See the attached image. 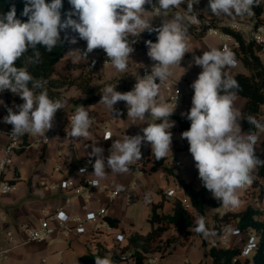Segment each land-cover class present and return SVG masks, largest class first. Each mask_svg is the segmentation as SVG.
Returning <instances> with one entry per match:
<instances>
[{
  "label": "clouds",
  "instance_id": "1",
  "mask_svg": "<svg viewBox=\"0 0 264 264\" xmlns=\"http://www.w3.org/2000/svg\"><path fill=\"white\" fill-rule=\"evenodd\" d=\"M256 2L209 0L208 8L215 17L244 16L252 14ZM68 3L71 10L63 13L64 18L63 0H24L21 16L27 17L26 21L17 18L14 3L9 11L0 14V92L9 90L23 100L22 104L14 105L18 111L8 108L4 117V122L12 125L10 136L13 139L25 134L46 136L53 128L56 112L64 107L62 100L49 97L45 82L34 78L27 66H17V61L26 53H32L27 57V64H38L41 62L40 47L50 53L65 42L76 44L78 37L86 42V49L74 51L83 59L87 60L94 50L102 49L115 69L125 72L136 43L129 37H140L145 31L157 33L156 42H145L147 56L153 61L150 74H137L134 87L127 92L117 91V84L106 85L100 91L99 103L105 105L112 115L115 113V118L120 113L114 105L123 101L127 116L133 121L151 119L160 122L147 123L142 129L143 135H126L122 141L114 140L106 160L104 149L92 146L89 153V157H95L92 175L98 179L91 183L98 186L99 180L106 175V167L115 173H127L130 165L140 161L144 142L151 145L152 155L157 160L172 153L170 129L174 127V121L169 123V120L177 107L178 93L173 105L164 100L161 88L165 82L170 83L171 69L180 66L185 54L190 53L188 26L199 23L198 14L193 11V5L199 0H187L186 11L190 15L177 11L171 18L167 15L169 10L179 9L185 0H157L156 5L153 0H68ZM145 5L158 9L157 15L161 18L158 27H154L145 15L149 11ZM61 32L64 33L63 39ZM92 63L94 65L95 61ZM193 63L202 71L190 85L194 93L191 108L181 114L190 121V128L181 133V138L189 144L203 186L221 202V206L238 208L241 203L238 192L252 185L253 173L264 166V160L255 154L258 136L252 132L243 133L241 113L234 107L236 95L232 90L239 85L227 69L236 66L235 54L227 46L222 49L213 47L200 56L194 55ZM87 109L83 105L76 108L70 120L71 131L66 129L67 136H89L92 121ZM246 119L255 129L264 131V124L255 117ZM111 138L108 134L104 139ZM86 172L87 166L79 170V174ZM64 218L61 214V219ZM196 225L197 234L205 238L214 234L206 227L205 217L201 216ZM95 264L114 262L108 257L96 256Z\"/></svg>",
  "mask_w": 264,
  "mask_h": 264
},
{
  "label": "crops",
  "instance_id": "2",
  "mask_svg": "<svg viewBox=\"0 0 264 264\" xmlns=\"http://www.w3.org/2000/svg\"><path fill=\"white\" fill-rule=\"evenodd\" d=\"M209 2V0H203ZM149 10L145 15L151 20L154 27H158L161 18L155 14L148 5ZM168 18L173 15L171 11L167 13ZM249 17L244 16H221L219 24L231 23ZM260 19L264 22V0H262V13ZM71 35H76L71 33ZM76 44L68 43L62 58L55 65L56 72L61 76L69 74L72 77L78 76V71L72 69L74 65H81L86 62L75 49L81 51L86 49V42L77 37ZM220 42L216 37L207 36L204 38H189V51L186 53L180 66H174L171 71L173 75L169 78L170 84L177 87L183 97L181 104L175 109L174 115L180 116L191 108V100L193 89L190 87L192 82L198 77L202 71L201 67L193 63V56H200L203 52L211 48L219 47ZM193 51V52H192ZM96 57L94 52L88 55V58ZM87 58V59H88ZM261 64H264V53L259 54ZM153 61L147 56L144 49H136L128 60V68L125 72H119L111 64L105 62L101 66L102 77L104 81L115 80L120 77H126L131 80L132 88L136 83L135 76L139 74L143 76L142 71L146 69L150 74ZM191 64V66H189ZM186 69V71H185ZM233 72L246 74V70L239 63L233 69ZM169 83V82H165ZM161 95L166 101L164 87L161 88ZM85 97L76 89L70 88L64 93V107L56 112L53 128L46 133V136L25 134L23 136L27 146L18 152L13 158V165L8 167L4 173L5 181L16 185V191L0 195V248L7 247L4 237L5 231H12L16 241L22 240L20 233L21 227L34 228L46 217L52 215L59 208H64L69 215H80L83 213V207H87L93 211L105 208L107 218L116 222L115 227L110 226V230L104 228L97 235L87 232L82 236L71 237L63 240L58 234H55L48 242L37 244L27 243L16 245L0 260V264H83L81 257L83 256H100L111 258L115 255L118 247H125L128 243V237L131 234L146 235L150 226L147 221L151 204H161L159 214L170 215L173 208V202L177 199L183 200L184 196L181 188L178 186L176 179L190 184L195 190L202 188L203 183L198 175V169L195 167V161L185 148L186 140L181 138L179 131H172V153L163 158V167L171 171L166 173L163 171H150V160H146L151 153V145L144 142L141 146L142 159L130 166H136V171H128L127 173H115L106 167V175L99 180V184L105 191L99 192L97 189H87L90 198L85 200L83 197H72L68 207H65V199L68 197L66 193L60 191H46L43 185H53L65 178H72L78 182L81 176L77 174V169L87 166L86 177L98 179L92 175L94 169L92 164L95 157H89L92 146L96 145L104 149L103 155L105 160L110 155V149L114 140H123L126 135L135 136L143 135L142 129L147 123H154L155 120H135L127 116L126 103L121 101L114 105L119 110L120 115L115 118L116 114L103 104H100L101 95L94 105H83L88 108L91 118V127L87 138H72L67 136V132L71 131L70 117L81 105ZM76 99L77 104L73 105L71 100ZM23 100L20 101V104ZM245 105V99L236 95L234 107L240 112ZM6 103L4 95L0 92V157L3 147L6 143L4 117L7 115L5 111ZM14 111H18L13 108ZM259 122L264 124V109L260 108ZM110 132L112 138L103 140V134ZM244 134H247L243 131ZM256 135L258 141L255 145V152L264 155V131L257 130ZM47 139L44 143L43 139ZM91 160V162H89ZM59 168L58 172H54L55 168ZM140 171V174H139ZM123 186V190H120ZM130 189L132 199L127 201L124 191ZM120 190L121 195L114 199L110 198V192ZM174 190V196L167 197L166 192ZM245 190H240V206L232 208V213H240L247 207L256 209L258 207V196L253 197L251 194H245ZM208 197L213 198L212 193L207 190ZM146 197L148 201L146 202ZM185 200V199H184ZM224 207L205 208L204 217L206 227L212 232L213 218L218 215L223 217ZM196 221L194 226L196 228ZM109 225V224H108ZM195 228L189 229L187 235L182 238L185 246L174 249L167 256L161 258V264H210V259L206 256L209 244L202 246V240L208 243L216 241L214 234L205 238L202 234H197ZM213 233V232H212ZM116 234H123L124 241L119 246L114 242ZM177 231L173 228L169 229L163 238L169 236H177ZM176 249H179L178 253ZM60 253V254H59ZM185 257L189 259L186 261Z\"/></svg>",
  "mask_w": 264,
  "mask_h": 264
},
{
  "label": "trees",
  "instance_id": "3",
  "mask_svg": "<svg viewBox=\"0 0 264 264\" xmlns=\"http://www.w3.org/2000/svg\"><path fill=\"white\" fill-rule=\"evenodd\" d=\"M50 2V0H47ZM15 4L17 18L26 21L27 17H22L21 12L24 8V0H0V14L6 13L10 10L11 5ZM184 9L185 5L181 4L179 9ZM179 9H170L172 15ZM71 10V6L68 0H63L62 18L63 13ZM186 10V9H185ZM249 14L250 19H255L256 24L264 23L261 19L262 13V0H257L256 4L252 7ZM200 16H198L199 18ZM241 17V16H240ZM75 18V17H74ZM191 31L188 30L190 36ZM71 34V33H70ZM239 42V49L234 52L235 58L246 70V74L233 72L232 69H227L230 75L238 82L239 87L233 89L235 95H238L245 99V105L241 113V128L242 131L249 134L257 133L252 125L247 122L248 116H253L259 121L260 108L264 106V70L259 60L260 47L254 45L252 42H244L238 35L232 34ZM64 33L61 32V38L63 39ZM130 41H136L133 44L134 50L144 49L148 51L146 41L151 40L156 42L157 33H149L145 31L141 33L140 37H129ZM68 42H65L63 46H57L52 52H47L43 47L39 48L41 53V62L38 64H27V57L32 53L29 51L17 61V66H27L28 71L34 78L40 79L45 82V88L48 95L52 99H60L63 101L64 93L70 88H74L79 91L85 98L82 100L81 105H94L101 95L100 91L106 85H116V90L119 92H127L132 90V82L126 77H120L115 80L104 81L101 72V66L105 62H109L106 57V53L102 49H96L93 52L96 57L88 58L84 64L74 65L72 69L77 70L78 76L72 77L71 74L67 76L59 75L55 70V65L62 58L65 50L67 49ZM95 61L93 65L92 61ZM158 82V81H157ZM4 95L6 107L5 111L8 114V108H15L14 105H19L22 100L19 96L14 95L9 90L2 92ZM73 105L77 104L76 99L71 100ZM16 109V108H15ZM18 110V109H17ZM174 121V127L170 131L184 132L190 128V121L185 116L172 115L169 123ZM160 121L155 120L154 123ZM186 140V139H185ZM186 149H189V144L186 140ZM256 156L261 160H264V155L255 152ZM146 160H150V171H163L170 173L171 171L163 167L164 159L157 160L152 151ZM130 171H136V166H129ZM254 181L250 187L245 189V194L249 193L253 197L259 195L258 181L264 177V166L259 167L254 173ZM178 186L181 188L184 199L190 206V210H185L182 201L177 199L173 202V208L170 215H162L158 213L161 208V204H151L149 209L148 223L150 226L149 232L142 236L139 234H131L128 237L127 245L120 248V252H129L130 258L126 261L121 260L115 255L114 264H142V260L155 253H164L165 251H171V246L175 241L184 238L187 235L189 229L195 228L194 220H198L201 216L204 217L205 208H216L221 206V202L208 197L206 194L207 189L202 186L201 189L195 190L190 184H186L183 181L176 179ZM256 192V193H255ZM109 226L115 227L116 222L107 218ZM236 225L243 234L253 232L256 236V249L252 253L251 264H264V211L258 209H252L247 207L240 213H230L223 217L218 215L213 218L212 232L215 236H218L221 231L229 226ZM175 229L177 236H169L163 238V235L169 229ZM123 235V234H122ZM124 237V236H123ZM239 247L234 246L229 249H221L217 246L216 241L213 242L206 254L210 259V264H243L242 260L233 261V258L238 256ZM96 256H83L81 260L83 264H95ZM247 261V258L244 259Z\"/></svg>",
  "mask_w": 264,
  "mask_h": 264
},
{
  "label": "built area",
  "instance_id": "4",
  "mask_svg": "<svg viewBox=\"0 0 264 264\" xmlns=\"http://www.w3.org/2000/svg\"><path fill=\"white\" fill-rule=\"evenodd\" d=\"M156 4L157 0H153V5ZM184 5L185 8H180L179 11L185 16L190 15L185 10L187 9V0H185ZM148 6L152 7V5ZM152 11L156 14L158 9H153ZM193 11L200 17L198 18L199 23L194 25L190 24L188 26V30L191 31L189 38H204L207 36H213L216 37L220 42L218 48L222 49L224 46H227L231 51L235 52L239 49V42L232 36V34H236L244 42H252L254 45L259 46L260 50L258 54L264 53V23L256 24L255 19L242 17L241 19L231 23L219 24V17L213 16L210 9L208 8V3L204 2L203 0H199L198 4L193 5ZM238 64L239 62L236 59V66L230 69H235ZM261 65L262 69L264 70V64ZM146 73V69H143L142 74L145 75ZM163 87L166 94V102L170 104L174 105L176 103L178 93V107L181 104L183 97L181 91L170 83H165ZM262 107L264 109V106ZM69 119L71 120V117ZM4 126L6 143L3 147L2 155L0 157V164H2V166H0V195L9 194L16 191L15 184H10L5 181L4 173L8 167L13 165L14 156L27 146L23 136L16 139H13L10 136L12 125L4 122ZM108 134H110V132H105L103 134V140H105L104 138ZM43 141L46 143L47 139L45 138ZM81 168L77 169V174H79V170ZM58 170L59 168L57 167L54 169V172H58ZM86 173L79 174L81 179L78 182L74 181L72 178H65L53 185H43V189L46 191H60L66 193L68 197L65 199V207H68L72 197H83L85 200H88L90 196L86 191L87 189H97L99 192L105 191L100 184L98 186H93L91 181L95 179L86 177ZM258 192V209L264 211V177L258 181ZM119 195H121L120 190H113L110 192L111 199H114ZM124 196L127 201H130L132 199L131 190L128 189L124 191ZM166 196H174V190H168L166 192ZM181 201L184 209L190 210V206L187 201L184 199ZM223 210L225 215L232 213V208L224 207ZM61 214H63L65 217L64 219H61ZM106 216L107 211L105 208H100L96 211H93L87 207H83V213L80 215H69L66 213L64 208H59L52 215L44 218L37 227H21V241H16L14 239L12 231H5L4 237L7 242V247L4 249L0 248V260L9 252L10 249L14 248L16 245H23L27 243H46L55 234H58L63 240H67L71 237L85 235L87 232H92L97 235L104 228L110 230V226L105 221ZM216 237L217 246L221 249H229L234 246L239 247V254L233 258V261L250 257L256 249L257 239L255 234L253 232L243 234L236 225H229L225 227ZM123 241L124 237L122 234H116L114 236V242L117 246H120ZM120 248L121 247H118V249L115 251V255L123 261L128 260L130 258V253H121L119 250ZM168 254L169 250L165 251L164 253L148 255L142 260V264H161V258H164ZM115 255L110 258L112 261L115 260Z\"/></svg>",
  "mask_w": 264,
  "mask_h": 264
},
{
  "label": "rangeland",
  "instance_id": "5",
  "mask_svg": "<svg viewBox=\"0 0 264 264\" xmlns=\"http://www.w3.org/2000/svg\"><path fill=\"white\" fill-rule=\"evenodd\" d=\"M256 193V192H255ZM194 221V219H192ZM214 239H217V237H214ZM214 241H212L211 243H208L207 240L203 239L202 240V246H206L207 244L211 245ZM185 246V243H184V240L180 239L178 241H175L174 242V249L175 248H179V247H184ZM179 249H176V252L175 253H178ZM186 261L189 259L188 257H185ZM243 261V264H251V257H248L247 258V261H244V259H242Z\"/></svg>",
  "mask_w": 264,
  "mask_h": 264
}]
</instances>
